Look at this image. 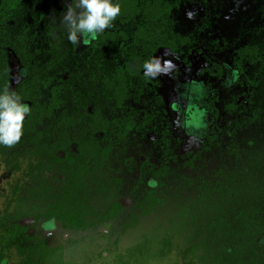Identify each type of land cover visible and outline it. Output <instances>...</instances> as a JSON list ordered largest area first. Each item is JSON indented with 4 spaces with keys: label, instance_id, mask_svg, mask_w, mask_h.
I'll list each match as a JSON object with an SVG mask.
<instances>
[{
    "label": "flooded vegetation",
    "instance_id": "1",
    "mask_svg": "<svg viewBox=\"0 0 264 264\" xmlns=\"http://www.w3.org/2000/svg\"><path fill=\"white\" fill-rule=\"evenodd\" d=\"M205 3L206 9L212 12L209 19L213 20V13L220 12L208 9L207 0ZM63 11V0H0V92L10 86L32 110L31 115L26 116L20 142L11 148L0 145V161L9 168L12 177L8 197L22 196L30 204L36 194L33 188L39 180L46 194L54 195L70 180L67 167L72 166L77 184L84 178L89 190L86 194L94 198L89 202L93 213L102 208L99 201H94L95 194L99 200L109 198L106 199L108 206L113 198L119 203V207L111 206L118 216L114 222L104 221L84 230L65 228L83 232L97 228L81 241L94 237L99 247H104L102 256L107 257L122 225L129 217L132 219L134 213L140 224H144V217L149 215H153V222L161 220L171 236L168 240L157 239L158 247L168 244L160 252L163 258L175 259L174 256L185 251L192 253L193 243L202 247L200 252L205 256L222 252V228L218 223L207 222L211 205L220 212L224 207L223 190H211L212 182L222 187L232 178L237 184V177L227 175L224 159L228 162L229 155L233 158L238 154L239 145L232 141L234 133L236 139L239 133L237 109L242 105L247 109L250 106L245 80L226 62L236 49L231 37L222 38L216 30L209 32L210 29L200 26L199 34L193 38L201 41L190 52L186 53L190 42L187 40L174 49L168 45L158 46L147 58L170 49L178 58L175 78L161 75L147 79L143 69L131 62L121 72V80L112 79L111 36L105 34L108 29L88 45H73L59 23ZM150 18L155 23L151 27L153 31L147 35H158L160 16L155 14ZM173 23L171 21L164 33L170 43L178 42L180 36L191 37L189 31H177ZM185 23L184 20V27L189 30V20ZM245 23L250 22L243 16L233 22L234 31L240 28L237 36L245 33ZM212 38L216 41L212 42ZM139 53H135V57ZM195 53L201 63L191 77L186 70L191 66L189 58H196ZM20 70L26 72V76L17 83L15 77ZM234 72L238 80L229 84ZM197 84L203 85L199 93L193 91ZM239 85L245 90L237 94L235 90ZM231 99L237 105L235 111H230ZM119 101L120 106L116 104ZM201 112L204 113L202 120ZM249 114L264 113L251 111ZM55 137L54 148L50 144ZM62 139L71 141L70 150L57 141ZM32 154L37 156L36 160H32ZM37 164L41 178L33 169ZM193 166L194 169L201 166L204 174L192 175ZM201 179L210 182V192L205 195L195 190ZM149 180H156L157 186L149 187ZM17 182L19 187L15 192ZM249 200L253 211V201L248 196ZM125 207L130 209L120 220ZM27 218L32 219L28 222L30 225L41 222L50 234L58 225L64 228L60 222L44 226L43 218L37 221L32 216ZM196 219H200L199 224H194ZM173 221L177 223L176 229L170 228ZM105 226L115 227L114 238L108 236L103 229ZM193 228H198L199 232ZM29 229L30 233L35 231ZM258 240L259 244L264 243L263 238ZM81 241H74V245ZM117 241L119 250L125 254L127 248L121 249L123 243L137 244L140 240L127 241L123 237ZM251 247L254 249L249 243L236 247L235 264H243L248 255V261L255 264L256 254Z\"/></svg>",
    "mask_w": 264,
    "mask_h": 264
},
{
    "label": "trees",
    "instance_id": "2",
    "mask_svg": "<svg viewBox=\"0 0 264 264\" xmlns=\"http://www.w3.org/2000/svg\"><path fill=\"white\" fill-rule=\"evenodd\" d=\"M117 1L121 5V14L113 22V26L105 32L111 36L110 71L112 72V79L121 80L123 78L121 72L128 63H135V66L140 69V65L151 56L153 50L158 46L168 45L174 49L178 44H183L184 41L189 40L186 50L188 53L192 48H195L196 43L201 41V39L193 38L199 34L200 26L207 27L210 32L215 30V26L218 27L222 24L221 14L214 12V19H209L208 15L212 12L206 9V0H134L138 1L135 3H130V0H113L114 3ZM243 1L245 3L242 5L238 3V9L233 10L236 18L231 17L226 20L227 22H235L243 16L247 17L251 23L246 28L244 37L242 39L237 37L238 40H248V42L238 45L239 42L235 40L236 38L231 37V43L235 44L236 49L233 55L226 59V62L237 70V73L245 80L246 91L250 100V109L243 105L237 109L240 112L239 133L237 139L234 133L232 141L239 145L238 154L233 158L229 155L228 162L224 159L227 175L233 178L237 177L238 182L235 184L231 178L224 182L222 187L217 186L220 185L219 183L215 185L216 182H212L214 188L212 187L211 190H223L224 207L220 212L215 211L214 205H211L212 212L207 215V222L218 223L222 228L220 232L223 234V251L218 254L210 252L205 256L200 252L202 247L193 243L192 253L185 251L180 256H174L175 259H173L168 256V249H166V256L168 257L165 259L168 260L165 264H235L237 261H233V259L236 258V247L244 243H249L254 247L251 249L256 254L255 264H264V243H258V239H264V114H249L251 111L264 113V0H258L260 3L258 7L253 6V4L249 5V1L252 0ZM199 3L201 9L197 8ZM241 6H244L242 11L239 10ZM189 7L190 9H198L199 14L194 20H189L191 28L188 30L184 27V20L186 25L188 22L186 8ZM155 14L160 16L158 22L160 26L157 28L159 34L147 35L153 31L151 27L155 21L150 17ZM128 16L131 18L128 19ZM132 16L135 17L132 18ZM171 21L175 22L173 25L177 31H189L191 37L189 35L180 36L177 39L178 42L170 43L169 38L164 33L169 29ZM211 41L215 42L216 39L212 38ZM135 53L140 55L135 57ZM225 71L227 72V69ZM116 104L120 106L121 103L119 101ZM228 105L230 111L237 106L233 99L229 100ZM57 141L70 150V140ZM55 142L56 137L50 146L54 147ZM230 151L232 154L231 149ZM70 162L72 163V159ZM67 168L70 169V180L65 187L62 186L56 190L54 195L46 194L40 185V180L33 188L36 194L30 204H27L26 198L22 196L11 198L1 195L3 199L0 207V264H161L160 258V260L155 259L156 256L161 257L156 249L158 246L157 239L168 240L171 236L163 226L151 224L153 215H149L147 218L145 216L144 224L139 223L136 213L132 219L129 217L126 223L122 225L120 235L113 240V248L108 252L107 257L102 256L101 251L104 247H99L93 240L94 237L63 250L61 244H49L35 231L30 233L28 226L19 223L20 218L32 216L35 221L41 218L45 219L44 226L60 222L64 228H81L84 230L93 224H100L104 221L114 222L118 218L114 214L113 207H111L113 204L119 207L116 198H113L110 202L111 206H108L106 204L109 202L106 199L109 198L99 200L97 194H95L96 199L94 201H99L98 204L102 208L93 213L90 210L89 202L94 198L91 194H86L89 190L85 179L81 178L77 184L75 176H72L71 169L73 167ZM83 168L86 169V166ZM192 168L194 169V166ZM33 169L37 171V175L40 177V165H34ZM191 174L202 175L204 172L200 166L195 168ZM251 176L256 178L251 180ZM42 182L45 183L44 180ZM209 183V180L201 179V182L195 186V190L205 195V193L210 192ZM18 185L17 182L15 192L18 190ZM248 196L252 198L253 211ZM238 197L242 198L238 199ZM168 216L171 217L169 214ZM146 219L149 220L146 222ZM199 221L200 219H196L193 222L199 224ZM193 229L199 232L198 228ZM123 237L127 241L139 239L142 242L138 245L135 242H129L134 246L127 247L125 254H123L117 245V239ZM143 239L145 240L144 245ZM142 246H145V250L144 248L141 249ZM161 247L158 248L162 251L163 248L168 247V244ZM215 248L216 246L213 247L214 250ZM93 251L96 252L94 256L91 254ZM249 256L245 257L243 264H251L248 261ZM204 258H208L209 261L206 262Z\"/></svg>",
    "mask_w": 264,
    "mask_h": 264
},
{
    "label": "clouds",
    "instance_id": "3",
    "mask_svg": "<svg viewBox=\"0 0 264 264\" xmlns=\"http://www.w3.org/2000/svg\"><path fill=\"white\" fill-rule=\"evenodd\" d=\"M240 0H237L239 3ZM64 11L59 17L60 25L66 29L67 38L73 45L81 43L88 45L95 41L106 29L113 26V22L121 14V5L113 0H63ZM199 14L198 9L186 11V17L194 20ZM226 16L225 19H230ZM175 53L165 49L160 56H153L146 60L140 67L143 69L144 77L156 79L161 75L175 78L177 65L174 59ZM26 76V72L20 70L15 77L17 83ZM238 75L234 72L229 84L235 83ZM203 90L202 84H197L193 91L199 93ZM31 107L22 101V97L10 86L0 92V145L9 148L18 144L23 136L24 122L26 116L31 115ZM204 113L199 114L201 120ZM181 126V125H177ZM156 180H149V187L157 186Z\"/></svg>",
    "mask_w": 264,
    "mask_h": 264
},
{
    "label": "rangeland",
    "instance_id": "4",
    "mask_svg": "<svg viewBox=\"0 0 264 264\" xmlns=\"http://www.w3.org/2000/svg\"><path fill=\"white\" fill-rule=\"evenodd\" d=\"M242 1L239 2V4L241 3L240 5L245 3V2H242ZM207 4H208V9H212V11H214V9L215 10L218 9V12H220V14H221L222 27H220V26L216 27L215 26V30H216L217 34L222 35V37H227V36L228 37H235L236 38L235 40L237 42H239V43H237L238 45H243L246 42H248V40H246V41L245 40L244 41L243 40L242 41L238 40L237 37H240L241 39L244 37L243 34H242L243 32H241L240 36H237L238 32L240 31V28L236 27L235 31H234L233 22H227L226 21L227 19H225L226 16H230V17L236 18L235 17V13L233 12L234 9H238L237 8V4L238 3H237L236 0H229V1H227V0H207ZM252 4L255 7H258L260 5L258 0H252ZM240 5H239V7H240ZM197 8L201 9L200 3L197 5ZM189 9H190V7L186 8V10H189ZM243 9H244V6H241V8L239 10L242 11ZM232 13H234V14H232ZM188 20H191V19H188ZM223 23L225 24V26H223ZM250 25H251V23H248V24L246 23L245 25H243V31L246 32V27H248ZM231 34H233V35H231ZM246 37H248L247 34H246ZM162 53H159L158 56H160ZM195 55H196L195 59L192 60V58L191 59L189 58V63L191 64V66L189 67L188 70H186L187 73L191 77L195 76V72L197 70L198 64L201 63V61L199 60L200 56L197 55L196 53H195ZM170 58L174 59V62L178 61V58H173V57H170ZM244 90L245 89L242 88L241 85H239V86H237L235 92L237 94L238 93L240 94ZM25 158H26V156L23 157L22 160H24ZM36 158H37V156H34L32 154V160H36ZM38 162H40V160H38ZM11 185H12L11 171L9 170V168H7V166H5L4 162L0 161V196L1 195H4V197L8 196V194L10 192ZM2 199H3V196L0 197V207H1ZM129 209L130 208H128V207L123 208V214L120 216V220H122L123 217L128 213ZM25 218H27V217H22L19 220L25 219ZM120 220L118 222H116L115 225H117L120 222ZM151 224H153V225L156 224V226H162L161 222L160 223L152 222ZM28 226L30 228H32L33 230H35V232L39 236L45 238L49 243L53 244V243L60 242L61 244H63V246L66 249L72 247L74 245V241L77 242V241L84 240L85 238H87L91 234L95 233V231L97 230V228H92V229H90L88 231H84V232L83 231H77V230L73 231V230L61 228L58 225L56 231H54L53 233L50 234L49 231H47V232L45 231L46 229L43 228V226L41 225V222H38L35 225L28 224ZM176 227H177V223H176V221H173L171 226H170V228L171 229H176ZM103 229L108 232V236L109 237H113V238L115 237V234H114L115 227L114 226H112L111 228L105 226ZM141 242L142 241H139V243H138V241H137V244H140ZM144 243H145V240L143 239V245H144ZM127 246H134V245L133 244H129V243H126V244L123 243L121 249H125V248H127ZM144 247L145 246H142L141 249H143ZM156 249L158 250L159 255H160V252H161L160 248H158V246H156ZM144 250H145V248H144ZM155 259L156 260H160L161 264L167 263V260H168V259L163 258L162 256L161 257L156 256Z\"/></svg>",
    "mask_w": 264,
    "mask_h": 264
},
{
    "label": "water",
    "instance_id": "5",
    "mask_svg": "<svg viewBox=\"0 0 264 264\" xmlns=\"http://www.w3.org/2000/svg\"><path fill=\"white\" fill-rule=\"evenodd\" d=\"M31 220H32L31 218H25V219H21V220H19V222H20L21 224H26V223L30 222Z\"/></svg>",
    "mask_w": 264,
    "mask_h": 264
}]
</instances>
